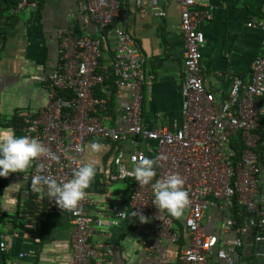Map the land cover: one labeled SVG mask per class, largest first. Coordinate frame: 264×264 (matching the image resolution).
<instances>
[{
    "label": "built area",
    "instance_id": "built-area-1",
    "mask_svg": "<svg viewBox=\"0 0 264 264\" xmlns=\"http://www.w3.org/2000/svg\"><path fill=\"white\" fill-rule=\"evenodd\" d=\"M39 0H20L10 9L36 8ZM180 6L179 32L184 42V83L182 87V122L175 131L148 129L142 123L143 87L153 78L144 73V59L132 37L127 33L131 17L120 0H79L78 18L96 27V35L75 36L70 31L59 33V60L57 68L41 78L47 87V107L24 120L22 131L39 139L55 154L37 158L28 168L26 178L32 183L37 176L55 179L58 183L72 178L75 168L86 165V147L91 139L115 144L116 172L110 180L129 181L131 184L129 208L149 217L154 208L151 184L141 186L127 175L144 158L157 159L156 177L152 183L171 174H179L185 181L190 203L185 208L183 228L188 242L180 249L178 264H208L213 237L206 235L202 222L210 207L209 199L227 207L234 204L247 210L251 227L264 226V188L259 177L264 172V112L260 100L264 97V53L253 60L251 78L243 83L234 79L228 97L217 103L213 92L206 88L202 75L203 38L199 24L211 15L195 10L197 0H173ZM152 5L156 0H151ZM141 4V0H138ZM143 12V11H142ZM157 15L164 16L163 12ZM249 27L253 24H249ZM104 35L115 40L110 61H103ZM264 49V42H263ZM105 62L107 66H104ZM107 82L117 91H126L128 103L120 109L122 127L106 126L98 116L107 99L97 97L98 87L110 95ZM240 136V150H233L231 141ZM154 143V149L148 143ZM125 145L130 147L126 151ZM43 164L44 170L39 166ZM9 176V175H8ZM7 176V177H8ZM7 177H0L4 180ZM37 199L39 209L36 227L40 226V213L62 212L71 219L70 252L72 264H112L108 258L111 248L96 249L90 238L94 231L110 229L114 220L103 216L105 211L118 219L128 213L119 206L90 214L95 201L86 189L85 196L72 211H63L47 195L46 185ZM262 205V206H261ZM158 239L145 244L151 254L164 244H177L181 233L174 227L170 216H151ZM258 220V221H257ZM231 220L225 222L224 233L230 234ZM31 226L25 225V228ZM20 234L0 235V252L6 249L10 238ZM25 235L23 236V238ZM263 240L257 237L256 241ZM229 249L217 256L226 263H236L241 240L234 238ZM25 254H20L24 257Z\"/></svg>",
    "mask_w": 264,
    "mask_h": 264
},
{
    "label": "crops",
    "instance_id": "crops-1",
    "mask_svg": "<svg viewBox=\"0 0 264 264\" xmlns=\"http://www.w3.org/2000/svg\"><path fill=\"white\" fill-rule=\"evenodd\" d=\"M78 1L39 0L36 8L25 7L17 13L2 6L0 134L14 131L17 136H27L23 127H12L9 123L16 118L24 126V120L47 107V87L41 78L57 68L59 33L96 35L94 24H85L78 18ZM120 1L132 13L127 33L143 56L144 73L153 78L143 87L142 123L148 129L175 131L182 122L185 62L184 42L179 32L180 6L173 0H156L155 5L151 0H141V4L138 0ZM197 1L195 10L211 15V19L202 21L198 29L204 45L202 75L206 88L213 92L216 102L221 103L228 97L234 79L249 82L253 60L264 53V0ZM158 12L165 15L159 16ZM251 23L253 26L249 27ZM114 45L115 40L111 38V50ZM108 90L110 95H105L102 87L96 90V96L100 94L107 99V108H101L98 116L106 126L122 127L120 109L128 103V94L117 91L113 85H109ZM260 107L264 112V97ZM261 126L264 129V117ZM93 142L103 145L100 153L92 152ZM148 145L154 149V143ZM231 147L240 150V136L232 139ZM125 148L130 151L129 146ZM115 153V144L99 139H91L86 147V164L95 162L97 169L87 189L95 201L90 214L94 216L111 206H119L128 213L122 220L105 211L103 216L113 219L115 224L110 229L94 231L90 238L92 245L99 250L112 247L108 257L112 264H178L180 249L188 242L183 228L184 212L179 219L170 213L164 214L173 219L174 227L181 233L179 243L164 244L149 254L145 246L158 239L151 216L164 215L156 206L149 217L132 215L130 182L110 180V175L116 172ZM28 170L11 173L0 182V219L4 222L0 235L20 234L19 238L6 242V249L0 252V264H72L70 216L62 212H41L40 226L36 227L40 191L36 192L26 178ZM117 183L123 185V189L111 193L110 186ZM259 186L264 188V172L259 177ZM31 198L35 203L33 213L29 211ZM208 201L211 204L202 222L205 234L213 237L208 264H230L220 260L217 254L229 249V242L234 238L240 239L242 245L238 249V261L233 264H264V226L262 229L251 227L250 213L238 205L234 209L212 199ZM227 220L233 222L230 234L224 233ZM25 225L31 227L25 228ZM257 237L263 240L257 242ZM20 254L25 256L21 258Z\"/></svg>",
    "mask_w": 264,
    "mask_h": 264
},
{
    "label": "clouds",
    "instance_id": "clouds-1",
    "mask_svg": "<svg viewBox=\"0 0 264 264\" xmlns=\"http://www.w3.org/2000/svg\"><path fill=\"white\" fill-rule=\"evenodd\" d=\"M102 148L103 145L99 142L91 144L94 154L100 153ZM42 156L56 159L55 154L37 138L17 136L14 131L0 134V177H7L11 173H21ZM159 159L161 158H144L126 174L134 177L141 186L151 184L154 191V205L163 215L170 213L179 219L190 203L189 193L184 189L185 181L179 174H171L152 183L157 175L155 169ZM44 167L43 164L39 166L41 171ZM96 171L95 162H92L75 168L72 178L67 182L58 183L55 179L37 176L32 186L35 190L42 191L40 185L43 182L51 200H55L63 211H72L85 196L86 189L94 180ZM132 215L137 216L138 211H134ZM140 217L144 216L140 215Z\"/></svg>",
    "mask_w": 264,
    "mask_h": 264
},
{
    "label": "trees",
    "instance_id": "trees-1",
    "mask_svg": "<svg viewBox=\"0 0 264 264\" xmlns=\"http://www.w3.org/2000/svg\"><path fill=\"white\" fill-rule=\"evenodd\" d=\"M20 0H0V12L2 11V6H5V7H8V8H13L14 6L17 5V3L19 2ZM102 51H103V61H110L111 57H112V52H111V48H110V38L107 36V35H104V38H103V43H102ZM107 84H110V85H113L112 82H107ZM99 90H100V87H98ZM98 88H97V91H98ZM98 97H100V94H97ZM107 108V106L105 107V109ZM22 122L21 121H17L16 118L15 120L13 119L11 121V123H9L10 126H14L16 128H19V126L22 128L23 127V123L21 124ZM8 125V126H9ZM2 184H0L1 186ZM30 205H29V211L31 213L34 212V209H35V203H34V200H32L31 198V201H30ZM234 209H236V204L233 205Z\"/></svg>",
    "mask_w": 264,
    "mask_h": 264
},
{
    "label": "rangeland",
    "instance_id": "rangeland-1",
    "mask_svg": "<svg viewBox=\"0 0 264 264\" xmlns=\"http://www.w3.org/2000/svg\"><path fill=\"white\" fill-rule=\"evenodd\" d=\"M123 185H121V184H113L112 186H110V191H111V193H116L117 191H120V190H122L123 189ZM3 221H2V218L0 219V232H2L3 230H4V228H3Z\"/></svg>",
    "mask_w": 264,
    "mask_h": 264
}]
</instances>
